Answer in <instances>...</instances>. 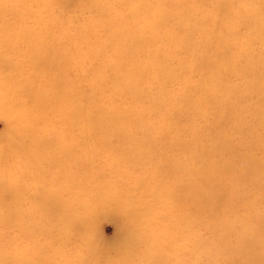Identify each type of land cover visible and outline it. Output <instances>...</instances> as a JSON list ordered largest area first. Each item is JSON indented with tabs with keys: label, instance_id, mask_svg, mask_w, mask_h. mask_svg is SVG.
<instances>
[{
	"label": "rangeland",
	"instance_id": "rangeland-1",
	"mask_svg": "<svg viewBox=\"0 0 264 264\" xmlns=\"http://www.w3.org/2000/svg\"><path fill=\"white\" fill-rule=\"evenodd\" d=\"M103 1L105 0H86L82 6L74 4V1L71 0L55 1L56 3L52 4L51 8L58 21L62 23V29L54 28L47 32L37 31L34 35L35 44H25L20 39H16V36H19L18 30L15 28L17 17L8 12L13 8L14 10L15 8L23 10V3L19 0H0L1 14L8 22L7 29L0 31V34L3 35L0 37V57L3 56L6 59L3 66L0 67V79L12 81L13 84L18 82V86L12 91L0 90V105L2 106L0 109V145L14 144L16 148H22L21 153H17L14 158L11 155L0 157V167L7 171L14 162L22 164L30 162L35 156L44 158L52 155L57 143H63L64 140L74 146L72 149L76 154L83 155L87 153V150L93 151L96 163L99 166H105L110 156L119 157L131 154L126 137L122 132L123 127L118 125V120L129 119L132 123L137 124L135 133L144 138L141 146L146 150L150 149L146 141L149 137L144 133L142 124L150 121L154 127L152 134L158 138V146L151 149V151L153 150L151 153H156L152 160L159 162L160 158H163L169 164L142 163L141 168L144 167L148 173L155 175L157 183L166 186L169 184L171 173L179 172L178 166L185 165L195 171L193 178L191 177L194 184H202L207 180L211 184L207 188L206 194L211 195L212 199L220 198L217 208L212 205L203 211L190 210L189 227L184 233L195 241V249L190 253V257L184 252L181 256L189 258L188 260L192 264H240L234 263L232 260L235 258L230 259L224 250V244L237 245L235 231L241 232L240 226L233 224L231 228L233 232L226 235L225 243L219 241L215 235L218 233L217 222L223 218L228 217L237 221L250 218L249 233L259 232L258 245L264 250V229L258 220V217H264V130L252 125L256 124L257 118H261L264 112L250 109L254 105L264 108V94H255L251 90L248 79L250 76L246 69L239 75H234L225 66L218 68L212 65L208 58H202V64L195 70L191 67L192 59L189 56H191L192 44L203 42V37L200 35L203 30L208 40L223 36V42L232 44L229 53L233 60L239 59L237 53L242 45L249 44L251 60L247 66L248 70L253 71L256 64L264 69V0H230V8L222 19V23L226 25L219 30L212 25V11L218 8L215 3L211 4V0H180L179 9L184 12V15L186 14L183 15V20L177 15H175L176 18L173 17V13L176 12L173 2L176 0H148L149 11L152 4L163 1L162 9L166 15V20L160 24L161 31L152 38L151 42L152 49L162 47V56L167 58L164 64L167 76L158 75L159 84H153L151 77L144 78L140 74L122 76L117 74L114 67L120 65L117 63L120 59L117 56V50H115L119 48L115 41H111V48L108 43L102 40L96 44L82 41L81 33L75 29V24L82 23L83 18L89 16L91 4ZM34 8L37 9V6ZM152 8L155 10L154 7ZM111 9L120 13L126 11L122 5L116 4V0H111ZM83 11L88 15L85 16ZM91 21L99 24L104 21V18L102 15L92 14ZM23 22L29 28L37 26L33 15L24 13ZM146 30L147 35L152 34V27H147ZM185 31L189 35L186 39L179 35L180 32ZM103 33L101 30L100 34ZM170 33L173 36H170ZM248 34H251V37ZM4 38L8 40L5 41ZM9 41L12 46L7 49L4 42ZM54 42L58 44L61 53L68 54L71 61V66L69 67L67 60L61 71L53 70L51 66L53 64L57 66L56 62L59 60L58 50L48 46ZM102 43L107 46L99 47L98 44ZM134 47L138 50L137 57L146 60V63L149 64L150 49L143 48V43ZM27 60L34 64L30 66ZM31 72L36 75L31 79L30 89L27 86L23 88L24 83L21 81ZM53 73L60 74L65 78L66 83H63L61 91L54 90L57 85L55 81L59 82L61 79L53 78L51 76ZM81 75L86 76L87 82L79 84L78 78ZM217 85L224 88L225 92L216 94L211 91V88H215ZM133 88L138 90L137 95L140 98L137 101L134 100ZM226 91H232L226 99V104L231 102L235 106H246V111L250 116H246L245 119H250L247 122L252 125L253 132L256 134L247 135L243 131L242 125L232 118L224 126L218 124L216 129L219 134L224 138L231 139L234 150L223 149L220 146L221 141L217 140L216 142L219 144L216 146L218 147L217 151L220 147L218 152L212 151L209 147L210 153L217 159L214 160L209 154L205 157L204 153L205 169L195 166L193 158L202 156L203 150L209 146V139L203 135V132L197 134L192 127L200 125L205 127L206 131H211L214 128L213 124L216 121L212 114L214 111L222 112L218 110L216 100H222ZM40 94L55 95L57 98H49L46 100L45 106L38 107V102L34 101L39 98ZM71 95L79 105V113L72 114L67 108H71V103L66 98ZM4 99H7L12 106L22 107L29 111L34 109L41 117L43 123L37 125L35 133L32 132L31 137L28 136V128L15 129L13 127L15 125L14 117L6 112L9 107L5 106ZM199 100L203 102L198 103ZM158 102L164 103V105L160 106ZM205 103L207 105H204ZM200 108L205 109V115L199 114ZM102 109L105 110V115L110 120L109 123H103L97 117ZM111 110L116 115L115 119L112 117ZM146 110H149L150 113ZM25 113L27 114V112ZM164 115L169 116L165 122H163ZM98 120L105 125L104 128H99L100 132H111L108 135L109 142L107 144L101 142L100 134L93 128ZM187 123L192 126L182 129L181 125ZM130 127L132 126L130 125ZM12 130L15 131L11 136H15L13 138L9 137ZM36 137L45 139L43 144L46 147L44 149L38 151L37 147L32 144V140ZM21 140H27V146L31 148L27 154H23ZM184 145L187 146V150L183 149ZM222 149L224 152H221ZM39 166L34 168V172H40L41 178L34 180L33 173L31 171L27 173V175H31L29 182L26 183L30 186L31 182L34 188L26 191L21 188L19 192V195H24L21 203L23 221L25 225L27 223L25 228H20L18 218L12 225L5 224L13 213L16 216L21 213V207L16 194L14 204L8 199H4V196L10 194L11 190L4 188L2 183L0 184V249L7 248L8 251H13L19 244L28 245L31 243L32 251L35 253L33 262L30 264H47L46 261L51 262L53 258L62 260L65 256H73L77 251L73 243H67L63 251H60L61 248L55 249L56 246L51 240L54 232L43 230L47 225L43 221H47L48 218L41 213L39 207L34 206V202L42 204V200L38 196L41 190L39 189L40 184L45 188H52L50 181L54 180L52 174H42ZM229 168H234L235 172H231ZM127 171L129 178L138 171V168H128ZM150 179V177L144 180L143 178L139 179L140 181L137 183L139 189L134 190L126 197V205H124L126 211L121 210L112 213V215L102 216L93 222L89 218V224H87L89 239H93L97 247L106 248L111 257L103 259L101 254L99 258L86 255L84 264L121 263L120 258L123 257V254L121 253L122 248L118 244L116 222L121 221L122 218L125 220L128 215L130 216L129 223H132L133 216L134 218L136 216L137 221L146 223L149 221L144 220L148 216V210L157 206L159 197L160 199L164 198L162 195H155V192L149 188ZM21 180L17 181L16 189L21 185ZM118 185L121 187L120 183ZM181 186L184 190V184ZM121 190L126 191L125 185ZM2 192L5 193L4 196H2ZM190 195L197 202L200 201L197 194L190 193ZM190 204L192 202H187L185 206ZM203 204L204 202L202 207H204ZM82 215L85 216V214ZM12 235L15 237L14 244L10 239ZM178 235L179 233L165 240L172 242ZM178 240L185 241V238L177 237ZM8 242L10 244L3 247ZM4 262H6L5 259L0 258V264ZM9 262L16 264L10 259ZM146 263L153 264L149 258ZM165 264H170V262L167 261Z\"/></svg>",
	"mask_w": 264,
	"mask_h": 264
},
{
	"label": "bare ground",
	"instance_id": "bare-ground-1",
	"mask_svg": "<svg viewBox=\"0 0 264 264\" xmlns=\"http://www.w3.org/2000/svg\"><path fill=\"white\" fill-rule=\"evenodd\" d=\"M19 1L23 3V10H17L16 8L15 10L13 8L12 11L8 10L11 15L17 17V23L15 25V28L19 32V36H16L17 40L20 39L25 44H35L34 35L37 31L47 32L54 28L62 29V23L58 21L51 8L52 4L56 3L55 1L58 0ZM71 1H74V4H78L79 6H82L86 2V0ZM179 1L180 0H176L173 2L176 9V12L173 13V17L176 18L175 15H177L183 20L184 12L179 9ZM118 2L126 10L125 13L114 12V10L111 9V0H105L101 3L96 2V4L94 3L90 5L89 16L84 17L82 23L77 22L75 24V29L81 33L82 41L88 44H96L102 40L108 43L111 48V41H115L116 45L119 47L115 50H117V56L120 59L117 63L120 65L115 66L114 69L120 76L140 74V76H143L144 78L151 77L153 84H159L160 80L158 75L167 74L166 65H164L167 58L162 56L163 48L158 47L152 49L151 42L152 38L161 31L160 24L166 20L165 11L162 9L163 1H160L158 4H152L150 11L147 4L149 2L148 0H118ZM118 2L116 0L117 5H119ZM214 3L218 9L212 11V25L219 30L226 25L225 23H222V19L230 8V0H211V4L213 5ZM34 6H37V9H35ZM152 7H154L156 11ZM1 8L2 7L0 6V31L7 29L8 24L4 16L1 14ZM83 12L85 16L88 15L85 11ZM24 13L34 16L37 24L35 28H29L24 25ZM92 14L102 15L104 21L99 24L92 23ZM180 22L182 23V21ZM147 27H152L151 35H147ZM101 30L104 32L103 34H100ZM257 30L263 33L260 29ZM169 35L173 36L171 33ZM179 35L184 39L189 37L186 31L180 32ZM200 35L203 37V42L200 44L194 43L190 48L191 56L189 57L192 59V68L197 70L202 64V58H208L212 65L218 68L225 66L234 75H239L244 69H246L250 76L248 79L251 90L255 94H264V69L258 67L257 64L251 72L247 68L251 60V47L249 44L242 45V48H240L237 53L239 59L233 60L229 53V49L233 45L228 42H223V36L208 40L206 38V33L203 30H201ZM2 36L3 35L0 34V37ZM248 36L251 37V34H248ZM4 40L7 41L8 39L4 38ZM4 43L7 49L11 48V41ZM140 43H143V48H149L151 51V54L149 53V64L146 63V60H141L137 57L138 50L135 49L134 46L139 45ZM48 46L58 50L57 54L59 60L56 62L57 66L54 64L51 65L53 70L61 71L63 64H66L67 60L69 67L71 66L68 54L61 53L56 42L48 44ZM98 46L106 47L107 44L102 43L98 44ZM5 60L6 59L3 56L0 57V67L3 66ZM27 62L30 66L34 64L30 60H27ZM22 75H24V73H22ZM35 75L36 73L31 72L23 77V81H21L24 83L22 85L23 88L27 86V88L30 89L29 84H32L31 79ZM51 76L53 78L61 79L59 82L55 81L57 85L54 88L56 91H61V87L64 86L63 83H66L65 78L57 73H53ZM78 82L79 84L87 82L86 76L81 75L78 78ZM17 86L18 82L13 84L12 81L10 82L9 80L0 79V90L6 89L7 91H12ZM137 91L136 88L132 89L134 100L136 101L140 98L137 95ZM211 91L218 94L220 92H225V89L217 85L215 88L212 87ZM231 92L232 91H226L222 100H216L217 108L222 112L216 113L213 110L214 112L212 116L216 122L213 124L214 128H212L211 131H206L205 127L200 125L192 127L197 134L203 132V135H206L209 139V146L203 150L204 152H202V156L193 158V164L195 166L205 169L204 153L205 157L209 154L214 160L217 159L209 150L210 147L212 151H219L220 147L218 151V147H216L219 145L216 142L217 140L221 141L220 146L223 149L234 150V144L231 139L224 138L219 134V131L216 129L218 124L224 126L226 122L232 118L242 125V129L247 135L256 134L253 132L252 125H256L264 130V115L261 118H257L258 120L256 124L251 125L247 122L250 119H245L246 116H250L246 111L245 105L235 106L231 102L226 104V99ZM40 95H38L39 98L34 101L38 102V107L45 106L44 104L49 98H57L55 95ZM66 100H69L68 102L71 103V108L67 107L69 111L72 114L75 112L79 113V105L75 101L76 99L71 95L67 97ZM202 102L203 101L200 100L198 101V103ZM4 104L9 107L6 109V112L14 117L15 125L13 127H15V129L20 127L28 128L27 132L29 137H31L32 132L35 133L37 125L43 123V120L37 115L34 109L29 111L22 107L12 106L7 99H4ZM158 104L160 106L164 105V103L161 102H158ZM204 105H207V103ZM1 108L2 106L0 105V109ZM250 109L264 112L262 106L254 105ZM146 111L150 113L149 110ZM25 112H27V114ZM111 114L115 119L116 115L113 110H111ZM199 114L205 115V109L200 108ZM97 117L103 123L110 122L103 109L98 113ZM168 117V115H164L163 122H165ZM101 121H96L93 128L100 134L99 138L101 142L107 144L109 142L108 135L111 132L99 131V128L105 127ZM129 124L134 129L130 127ZM118 125L123 127L122 132L126 137V143L129 145L131 154L119 157L110 156L105 166H99L96 163L97 161L93 155V151L87 150V153L83 155L76 154L72 149L74 146L64 140L63 143H57L52 155L45 156L44 158L43 156L38 155L39 157L35 156L30 162L27 161L22 164L14 162L7 171L0 167V184L2 183L4 188H9L11 190V193L6 196H4L5 193L2 192V196H4V199H8V201L14 204L16 194L17 198L20 200L21 207V213L17 216L13 213L5 224L12 225L14 221H16V218H18L20 228H25V226H27V223L25 225L22 217L21 202H23L24 195H19V192L21 188H23L24 191L34 188V185L31 184V182L30 186L26 183L29 182L31 175H27V173L31 171L34 180L41 178L40 172H34V168L40 165L39 170H42L41 173L44 175L52 174L54 180L50 181L52 188H45L40 184L41 187L39 189L41 190H38V196L40 200H42V204L34 202V206L39 207L41 213L48 218L47 221H43L44 223H47L46 226L43 224L45 227L43 230H46V232H54L51 240L54 246H56L55 249L61 248L60 251H63L67 243H73L77 248V251L73 256H65L62 260L53 258L51 262L47 260L46 263L84 264V258L86 255H92L94 258H99L100 254L103 259H108L111 257L108 250L104 247H97L94 240L89 239V229L87 227V224H89V218L90 221L93 222L102 216L112 215V213L114 214L121 210L126 211L124 205H126L127 195L134 190L139 189L137 184L138 181H140L139 179L143 178L144 180L150 177L151 179L149 182L151 184L149 188L155 192V195H162L164 198L160 199L159 197L157 206L151 207L148 210V216L144 219L149 220L148 222L143 223L137 221L136 216V219L133 216L132 223H129L130 216L128 215L125 217L126 219L124 218L125 220L122 218L121 221L119 220L116 222L118 225V244H120V247L122 248L121 253L123 254V257L120 258L121 263L118 264H147L146 260L148 258L151 259L153 264H165L167 261L170 262V264H192L188 260L189 258H183L181 256L184 252L190 257V253L195 249V241L184 233L189 227L190 210L194 209L196 211H203L206 207H211L212 205H215V208H217L220 204V198L212 199L211 195L206 194L207 188L211 184L207 180L202 184H194L191 181V177L193 178L195 171L185 165L178 166L179 172L176 171L171 173L169 184L166 186L157 183L155 175L148 173L144 167L141 168L142 163L169 164V162H165L163 158H160L161 161L159 162L152 160L153 156H156V153H151L153 151H151V149L152 147L158 146V138L154 137L152 134V132H154V127L151 122L147 121L146 124H142V126H144V133L149 137V139L145 138L147 145L150 148L148 150L141 146V142L144 138L137 136L135 133V130L138 127L137 124H134L127 119L118 120ZM181 126L183 129L185 127L190 128L192 125L187 123ZM14 132L15 131L12 130L9 137H11ZM44 141L45 139H39L36 137L32 140V144L36 146V149L39 151L46 147L45 144H43ZM26 142L27 140H21L24 149L23 154H27L28 151L31 150ZM183 149L187 150V146L184 145ZM223 149L221 152H224ZM20 150H22V148H16V145L14 144L8 146H3L1 144L0 157L11 155L14 158L17 153H21ZM114 168L116 169L113 170ZM128 168H138V171L128 178ZM229 170L235 172L234 168H229ZM18 180H21V185L16 189ZM119 183L121 187H119ZM181 184H184V190ZM124 185L126 191L121 190ZM190 193L193 195L197 194L200 201L197 202ZM187 202H192V204L185 206V203ZM203 202L204 207L201 206ZM167 207H169V209H167ZM82 214H85V216ZM239 220L240 221H237L226 217L218 221V233H216L215 237H217L222 243H225L226 235L233 232L231 228L233 224H237L242 230L241 232L235 231L237 235V245L232 246L224 244V250L228 253L229 258H235L232 260L234 263L264 264V250L258 245L259 232L253 231L252 233H249L250 218ZM258 220L264 229V217H258ZM39 223L42 224L41 222ZM178 233L179 235L177 237H183L185 238V241H177V237L172 242L165 240L168 237L176 236ZM10 239L11 243L14 244V235H12ZM8 244L10 243H5L3 247ZM34 253L35 252L32 251L31 243H28V245L19 244L13 251H8L7 248H1L0 258L5 259L6 262L3 264H10L9 259L16 264H30L33 262Z\"/></svg>",
	"mask_w": 264,
	"mask_h": 264
}]
</instances>
